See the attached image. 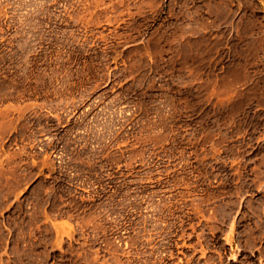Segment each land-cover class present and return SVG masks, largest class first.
<instances>
[{
  "label": "rangeland",
  "instance_id": "rangeland-1",
  "mask_svg": "<svg viewBox=\"0 0 264 264\" xmlns=\"http://www.w3.org/2000/svg\"><path fill=\"white\" fill-rule=\"evenodd\" d=\"M0 264H264V0H0Z\"/></svg>",
  "mask_w": 264,
  "mask_h": 264
}]
</instances>
